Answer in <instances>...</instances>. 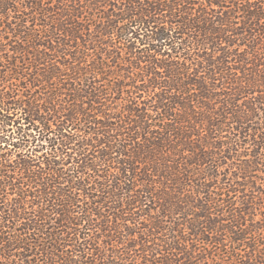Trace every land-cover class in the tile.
I'll list each match as a JSON object with an SVG mask.
<instances>
[{
  "label": "trees",
  "instance_id": "trees-1",
  "mask_svg": "<svg viewBox=\"0 0 264 264\" xmlns=\"http://www.w3.org/2000/svg\"><path fill=\"white\" fill-rule=\"evenodd\" d=\"M0 264H264V0H0Z\"/></svg>",
  "mask_w": 264,
  "mask_h": 264
}]
</instances>
